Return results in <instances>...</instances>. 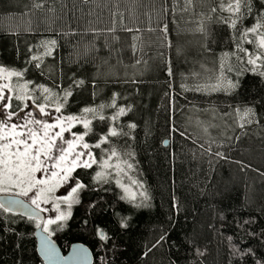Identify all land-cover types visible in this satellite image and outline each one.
<instances>
[{
	"label": "trees",
	"instance_id": "trees-1",
	"mask_svg": "<svg viewBox=\"0 0 264 264\" xmlns=\"http://www.w3.org/2000/svg\"><path fill=\"white\" fill-rule=\"evenodd\" d=\"M220 3L0 0V66L24 71L19 82L31 81L29 88L44 85L62 95L71 86L64 115L110 105L116 94L117 107L102 110L105 121L92 120L94 132L85 140L95 144L109 127L126 133L93 151L98 158L110 147L131 153L128 176L143 185L123 177L137 199H121L114 177L98 183L96 165L77 169L73 175L86 187L52 236L62 252L81 242L92 264H264V77L237 58L243 53L236 48L239 33L264 12V0H250L251 13L241 8L236 29ZM53 39L52 54L45 55L42 43ZM34 55L41 60L31 61ZM221 64L223 76L239 84L230 92L210 88ZM119 107L130 111L108 119ZM246 108L254 113L251 123L236 111ZM77 126L74 132L81 131ZM35 228V221L0 210V264H42Z\"/></svg>",
	"mask_w": 264,
	"mask_h": 264
},
{
	"label": "snow or ice",
	"instance_id": "snow-or-ice-1",
	"mask_svg": "<svg viewBox=\"0 0 264 264\" xmlns=\"http://www.w3.org/2000/svg\"><path fill=\"white\" fill-rule=\"evenodd\" d=\"M186 2L191 4L193 0H186ZM242 7L246 8L249 13L252 12L250 0H221L219 10L229 13V17L225 20L229 27L237 28L243 16ZM212 11L216 12L217 9L213 8ZM258 15L259 19L252 27L239 33L236 48L238 53H243L237 58L246 65H250V71L264 77V12ZM204 30V26L201 25L200 31ZM163 31L167 33L166 25ZM56 43L55 39L43 42L42 46L46 49L44 54L51 55ZM245 43L253 45L254 50L249 51L243 47ZM225 55H235V53ZM38 60H41L39 56L31 57V61ZM35 66L39 68L40 63H36ZM231 70L229 66L227 71ZM223 71L224 65L221 64V76L217 78L215 84L210 85V88L230 92L239 87L238 83L224 77ZM169 75H171V69H169ZM23 76L24 71L0 66V193L13 192L17 197H27L32 207L29 209L22 200L17 199L0 203V210L13 213L15 209L10 205L24 208L22 215H26L30 221H35L36 228L45 234L40 248L44 258L47 260L67 259L59 256L51 238L55 231L62 228L69 220L72 206L79 203V193L86 187L73 175L77 169H90L96 165L99 170L93 176V180L98 183H107L114 177L116 185L125 194L121 199L130 201L137 199V193L131 190L130 185L122 182L123 177L127 176L131 185L140 188L143 185L140 181L128 176V170L134 167L126 158L131 156V153H121L117 148L110 147L105 149L104 156L98 158L93 151V149H100L102 145L110 144L112 137L127 135L126 133L118 132L115 127H109L106 133L99 136L95 144H90L85 140V137L94 132L92 120L98 116L99 120L105 121L106 117L102 114V110L106 107H117L116 94L113 95L110 105L101 104L98 108L86 107L79 115H64L63 109L73 94L71 86L63 90L61 95L53 93L44 85L29 88L31 81L19 82ZM14 77L17 78L15 86L12 82ZM83 83L82 80L77 81L75 86H82ZM196 90H200L199 86ZM35 92H39V95L32 94ZM38 100L43 102L38 103ZM13 101L20 103L14 107ZM25 101L33 102V106L38 110V116L32 111L25 112V109L29 108V104L24 103ZM50 107L52 111L49 110ZM127 111L130 109L119 107L118 111L108 119L116 121L120 116L126 115ZM236 111L240 120L251 123L249 117L254 114L251 108ZM53 112L56 115H53ZM89 114H92L91 119ZM77 124L83 127L82 133L72 131ZM240 126L243 127V123ZM128 127L134 129L136 125L129 124ZM66 132L71 134L72 139L65 136ZM216 155L223 158L219 152ZM66 185L69 187L67 195L56 196L57 189ZM138 195L142 202L149 199L146 191H140ZM49 203H51V209L41 206ZM61 205H65L66 210L62 209ZM144 206L147 205L144 204ZM49 210L54 211L56 215L42 218L41 213ZM53 225L56 228H53ZM121 227H126V224L122 223ZM96 235L100 241L107 243L109 237L102 228L97 227ZM159 242L157 241V244ZM240 254L245 255L243 252ZM75 255L87 258V253L83 249L76 250ZM255 264H262V261L257 259Z\"/></svg>",
	"mask_w": 264,
	"mask_h": 264
},
{
	"label": "water",
	"instance_id": "water-1",
	"mask_svg": "<svg viewBox=\"0 0 264 264\" xmlns=\"http://www.w3.org/2000/svg\"><path fill=\"white\" fill-rule=\"evenodd\" d=\"M22 200L24 202V204L30 209L32 206L29 202H27L26 200H24L21 197H17L15 195L12 194H0V203H5L8 201H12V200ZM11 207H13L15 209V211L13 213L19 214L23 217L28 218L26 215H22V213L25 211L24 208H18L15 205H10ZM41 217L44 218V213H41ZM45 234L42 233V231L40 229L35 228L34 230V239H35V251L37 256L39 257V259L41 260L42 264H92L93 262V256L92 253L90 251V249L83 243L81 242H73L69 245V247L67 248V250L65 252H62L61 249L59 248L58 244L56 243V241L52 239V241L54 242L56 249L59 253V256L61 258H67V259H58V260H47L44 258L43 254L40 251L41 248V242H42V238ZM78 249H83L86 253H87V258H83V256H76V250Z\"/></svg>",
	"mask_w": 264,
	"mask_h": 264
},
{
	"label": "rangeland",
	"instance_id": "rangeland-1",
	"mask_svg": "<svg viewBox=\"0 0 264 264\" xmlns=\"http://www.w3.org/2000/svg\"><path fill=\"white\" fill-rule=\"evenodd\" d=\"M12 82H13V84H14V86H15L16 83H15L14 81H12ZM24 103H28V104H29V108L25 109V112H27V111H32L34 115H37V116H38V110L33 106V104H31L29 101H25ZM15 106H16V105H15ZM21 107H22V105H21ZM49 110L52 111L51 108H49ZM17 111H19V109H18ZM53 115H56V113L53 112ZM77 125H79V124H77ZM77 125H76V126H77ZM76 126H75L74 128H76ZM77 127H78V126H77ZM81 127H82V126H81ZM74 128L72 129L73 132H74ZM83 131H84V129H83V127H82V128H81V131L78 132V133H82ZM65 136H66L68 139H72V136H71L70 133H67V132H66V133H65ZM65 187H67V190L64 192L63 189H64ZM68 190H69V187L66 185V186H64V187H61V188L57 189L55 195H56V196H64V195H67ZM131 190L133 191L132 188H131ZM0 194H12V195H14L13 192H9V193H0ZM30 195H31V194H30ZM21 198H23L24 200H26L27 202L30 203V199H29V198H27V197H21ZM41 206L44 207V208L51 209V203H49V204H47V205L42 204ZM61 207H62V209H65V210H66V206H65V205H61ZM55 215H56V213H55L54 211H51V210H49V211H47V212H44V218L54 217ZM52 227H53V228H56L55 225H53Z\"/></svg>",
	"mask_w": 264,
	"mask_h": 264
},
{
	"label": "flooded vegetation",
	"instance_id": "flooded-vegetation-1",
	"mask_svg": "<svg viewBox=\"0 0 264 264\" xmlns=\"http://www.w3.org/2000/svg\"><path fill=\"white\" fill-rule=\"evenodd\" d=\"M63 190H64V192H65V191L67 190V187H65Z\"/></svg>",
	"mask_w": 264,
	"mask_h": 264
}]
</instances>
